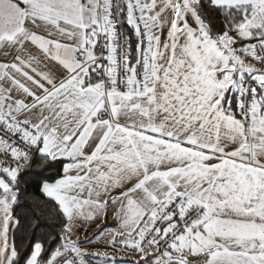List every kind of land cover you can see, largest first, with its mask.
Listing matches in <instances>:
<instances>
[{
    "label": "snow or ice",
    "instance_id": "1",
    "mask_svg": "<svg viewBox=\"0 0 264 264\" xmlns=\"http://www.w3.org/2000/svg\"><path fill=\"white\" fill-rule=\"evenodd\" d=\"M0 264H264V0H0Z\"/></svg>",
    "mask_w": 264,
    "mask_h": 264
}]
</instances>
